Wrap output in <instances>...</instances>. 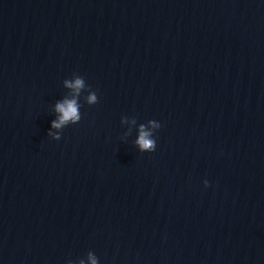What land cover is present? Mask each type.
I'll return each mask as SVG.
<instances>
[{"label":"water","instance_id":"1","mask_svg":"<svg viewBox=\"0 0 264 264\" xmlns=\"http://www.w3.org/2000/svg\"><path fill=\"white\" fill-rule=\"evenodd\" d=\"M89 253L264 264V0H0V264Z\"/></svg>","mask_w":264,"mask_h":264},{"label":"clouds","instance_id":"2","mask_svg":"<svg viewBox=\"0 0 264 264\" xmlns=\"http://www.w3.org/2000/svg\"><path fill=\"white\" fill-rule=\"evenodd\" d=\"M64 86L66 88L74 90L75 94L78 96L81 90L88 87L85 83V80L82 76L75 74V79L70 81L68 79L64 80ZM87 102L89 104H95L98 102V97L94 91H91L87 96ZM79 105L75 98L65 99L62 102H58L55 105V111L58 113L56 120L52 121L53 129H61L69 123H76L80 120L79 115ZM135 123V120H133ZM148 125L151 129L158 130L161 127V124L155 120H149ZM53 137L54 140H59L61 138L59 133L53 134L51 131L48 133ZM136 144L141 152H154L156 150V140L152 136V132L146 128L144 124H141L139 127V135L136 140ZM205 187L208 186V181H204ZM88 259L90 264H97V258L91 253L88 254ZM68 264H72V261H69ZM78 264H84L83 260L80 259Z\"/></svg>","mask_w":264,"mask_h":264}]
</instances>
